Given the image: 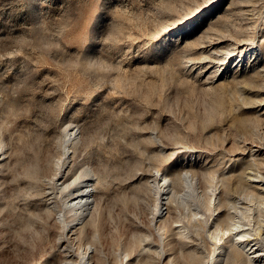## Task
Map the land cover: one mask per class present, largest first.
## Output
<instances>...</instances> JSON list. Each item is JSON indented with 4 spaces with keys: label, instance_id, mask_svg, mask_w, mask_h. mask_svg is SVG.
I'll return each instance as SVG.
<instances>
[{
    "label": "rangeland",
    "instance_id": "374dc122",
    "mask_svg": "<svg viewBox=\"0 0 264 264\" xmlns=\"http://www.w3.org/2000/svg\"><path fill=\"white\" fill-rule=\"evenodd\" d=\"M246 248L264 264V0H0V264Z\"/></svg>",
    "mask_w": 264,
    "mask_h": 264
},
{
    "label": "bare ground",
    "instance_id": "6f19581e",
    "mask_svg": "<svg viewBox=\"0 0 264 264\" xmlns=\"http://www.w3.org/2000/svg\"><path fill=\"white\" fill-rule=\"evenodd\" d=\"M70 132V131H69ZM72 134L74 135V133H72V131H71V133H70V135L72 136ZM69 136V135H68ZM67 137V136H66ZM68 138V137H67ZM86 179H84V180H82V182L80 183V184H78L77 185V187L76 188H78L79 186H81L83 183H84V181H85ZM184 182H185V184L187 185V187L188 188H190V190H187L186 192H185V194H184V196L186 195L187 197H189V198H191V197H193V195H192V184H193V178L190 176V175H185V177H184ZM88 186V185H87ZM75 187V186H74ZM83 187H85L86 189H87V187L86 186H83ZM73 189V188H72ZM85 189V190H86ZM75 190V189H74ZM85 190L84 189H82L81 191H79L72 199H70V201L65 205V207H66V210H67V212L68 213H70L71 215H69V218H70V220L71 221H76V220H78L79 218H80V216H82V213L85 211V209H86V207L89 205V196L87 195V193L85 192ZM77 191V190H76ZM165 194V193H164ZM203 198V197H202ZM203 199H205V198H203ZM200 200V199H199ZM198 202H200V201H198ZM201 202H202V200H201ZM201 204V203H200ZM220 204V203H219ZM208 205H210V203L208 202V201H206V199H205V201H204V206L206 207V209L208 210L209 208H210V206H208ZM75 211H78L79 213H74ZM209 211V210H208ZM68 216V215H67ZM225 223H226V221H225ZM233 225V224H232ZM233 226H235V224L233 225ZM236 228V227H235ZM232 229V228H231ZM231 229H230V232H231ZM235 230V229H234ZM225 232V234H226V232L227 231H224ZM241 232V233H240ZM236 236L237 237V239L234 241V243L236 244H232V248L236 251L235 253H242V251H240V250H242L241 248L239 249V247H237V246H239V244L241 243L242 244V242H246V238H245V236H248V233L247 232H245V231H239L238 230V232H236L235 231V233H233V236ZM248 241V240H247ZM238 244V245H237ZM245 244V243H244ZM243 244V245H244ZM247 244V243H246ZM245 246V245H244ZM243 247V246H242ZM250 247V246H249ZM247 249V248H246ZM254 249V248H253ZM245 250V249H244ZM248 251H249V255H247L248 257H246L247 258V262H246V260H245V262H246V264H256L257 263V258H258V256L259 255H256V253H255V250H252V248H249V249H247ZM251 250V251H250ZM231 251H232V249H231ZM246 252V251H245ZM233 253V252H232ZM234 253V254H235ZM243 253H244V251H243ZM246 255V254H245ZM261 255V254H260ZM240 257V256H239ZM240 258H242V255H241V257ZM245 258V256H244V259H246ZM243 259V258H242ZM227 260V259H226ZM245 264V263H244Z\"/></svg>",
    "mask_w": 264,
    "mask_h": 264
}]
</instances>
